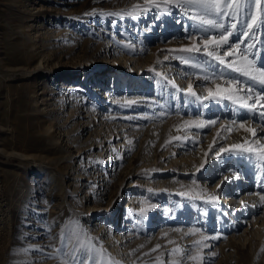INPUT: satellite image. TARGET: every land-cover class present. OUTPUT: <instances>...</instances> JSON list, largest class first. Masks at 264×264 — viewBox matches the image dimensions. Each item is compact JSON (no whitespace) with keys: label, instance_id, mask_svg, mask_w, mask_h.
I'll return each instance as SVG.
<instances>
[{"label":"rangeland","instance_id":"374dc122","mask_svg":"<svg viewBox=\"0 0 264 264\" xmlns=\"http://www.w3.org/2000/svg\"><path fill=\"white\" fill-rule=\"evenodd\" d=\"M158 2L0 0V264H264V202L237 226L213 190L221 169L262 181L243 149L264 145V121L242 104L264 118V85L180 51L222 34L203 15L233 33L226 62L247 49L264 68V11Z\"/></svg>","mask_w":264,"mask_h":264},{"label":"snow or ice","instance_id":"6c2138e0","mask_svg":"<svg viewBox=\"0 0 264 264\" xmlns=\"http://www.w3.org/2000/svg\"><path fill=\"white\" fill-rule=\"evenodd\" d=\"M163 2L165 4H177L179 6H183L184 4L198 6L204 12L214 14L216 16H227L229 14H231L232 16H235L242 8H245L246 5H251V4H254L258 10L264 11V9H261V0H243V2H241V0H163ZM146 3L152 4L157 8L160 7V3L158 2V0H146ZM185 11H187V9H185ZM190 19L199 21L201 24L210 25V26L217 28V29H222L223 31L219 37H213L211 39H205L203 49H201V47L198 44L193 43L191 47L182 48V49H180V51H185V52L204 51L207 56L214 58L220 64H223L226 67L231 68L233 71L239 72L242 75L248 77L249 79H251L253 81H258L260 84L264 85V68H257V67L253 66V61L249 60L247 57V49L239 52V58L241 60L245 61V65L241 66V67L236 66L235 60L226 62L222 58V56L217 53V51H216L217 48H220L223 45L229 44V37L232 36V34H233L231 31L228 30V28L225 27L224 24L218 23L216 20H213V19H206L203 15L192 16V17H190ZM250 19H251L252 23L248 24V28L252 29L253 26L256 24L257 16H251ZM230 27L232 29H235L236 25L232 24V25H230ZM245 35H247V33H245ZM209 45H213L212 50H209ZM239 47H240L239 44H237L234 46V50L224 51L223 56H235V55H237L236 50H239ZM183 62L187 64L188 60H184ZM193 66H197V65H193ZM225 83L227 85H233V84L239 85V81L227 80ZM228 91H229V89L225 88V89L213 92V90L211 88H209L208 89L209 95L205 96L204 99L227 98V99L233 100V102H239L241 100L240 97L234 96V95L224 96L223 93L228 92ZM231 91L239 92V91H241V89H239L237 87L235 89H232ZM247 91L252 92L253 89L248 88ZM187 92L192 96L197 95L196 92L193 91V86L191 84L188 85ZM248 99H251V97H248ZM260 100H264V96H258L257 101H260ZM242 106L246 107V108H250V107H254V104L249 105L248 103H243ZM261 106L264 107V105H261ZM261 115H264V113H261ZM215 123H216V121H209L208 122V124H215ZM241 127H243V125H241ZM246 130L250 131L252 133L253 137L256 136V129L255 128H250V129H246ZM261 130L264 131V128H262ZM241 147H242L241 145H233L232 146L233 149H237V148H241ZM243 150L247 151L249 153H252L254 151H258L260 153L259 159L262 162H264V145H260L258 149L249 148V149H243ZM224 151H229V149H220V152H224ZM217 154L219 155V152ZM205 155H207V154H205ZM225 179L227 180V179H229V177H225ZM260 200L262 202H264V195L260 196ZM262 251H264V249H262ZM81 264H82V262H81Z\"/></svg>","mask_w":264,"mask_h":264},{"label":"bare ground","instance_id":"6f19581e","mask_svg":"<svg viewBox=\"0 0 264 264\" xmlns=\"http://www.w3.org/2000/svg\"><path fill=\"white\" fill-rule=\"evenodd\" d=\"M15 15L17 18L23 19V20H25L27 17L26 13H24L22 11L17 12ZM64 88H65V90H69V91L75 90L74 87L71 85L66 86ZM97 90L99 91L100 89H97ZM246 109H247L246 111H247L249 116H251V117L253 116V118H257V121H264L263 116L258 117L260 114L255 112L254 107H250V108H246ZM254 128L257 130V128H258L257 123L254 126ZM251 149H254V147ZM247 161L250 162L249 158H245L243 161H240V158H238V162H244L246 164ZM223 163L224 162H222V164ZM240 167L243 168V166H240ZM238 168H239V166H238ZM236 171H237V173H236ZM231 172H233V174H235L238 178V184L235 185V187L237 186L236 191L234 190L233 187L231 188L232 183L230 184V182H229L230 178L234 177V176H232ZM238 172H239V169H237L235 171L231 170L230 172L227 171V174H226L224 172V169H221L219 172V176H218L219 179H218L217 183L213 186V190L218 187V192H220V190H222V192L223 191L227 192V194H225V195L223 194L224 192L222 193L223 195H222V200H221L222 202H220V208L222 210L224 209L225 211L228 210L227 208L231 209L230 217L232 216L234 224H237V226H238V223L239 224L246 223V222L240 221V219L242 220L243 218L247 217L248 212L252 213V215H253L256 212H258L259 209L262 208L263 202L260 200V196H261L260 193L262 191L264 192V176L257 178L256 182H259V180L262 179V181L260 182L259 185L256 184V186H253L252 184H250L248 178H244L245 177L244 170H243V173H241V174H240V172L238 174ZM225 177H229V179L226 180ZM233 183H234V181H233ZM220 208H219V210H220ZM233 213H234V215H232ZM256 221H257V219H256Z\"/></svg>","mask_w":264,"mask_h":264}]
</instances>
